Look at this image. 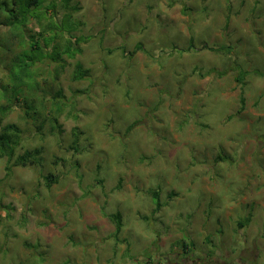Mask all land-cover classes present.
Segmentation results:
<instances>
[{
  "label": "rangeland",
  "instance_id": "374dc122",
  "mask_svg": "<svg viewBox=\"0 0 264 264\" xmlns=\"http://www.w3.org/2000/svg\"><path fill=\"white\" fill-rule=\"evenodd\" d=\"M67 5L85 39L53 85L60 134L26 130L19 108L4 121L41 161L6 177L0 159V264H264V0Z\"/></svg>",
  "mask_w": 264,
  "mask_h": 264
},
{
  "label": "trees",
  "instance_id": "16d2710c",
  "mask_svg": "<svg viewBox=\"0 0 264 264\" xmlns=\"http://www.w3.org/2000/svg\"><path fill=\"white\" fill-rule=\"evenodd\" d=\"M63 5L58 9V0H0V71L4 81L0 82V159H5V176L13 168L39 166L41 152L39 149H26L28 140L24 130L15 123H4L8 114L19 108L26 130L36 128L42 131L47 123L51 133L60 134L59 117L68 107L61 88H54L59 76L65 69L66 60H73L81 53V42L85 38L77 37L78 24L72 17L77 7H69V0H61ZM72 10V11H71ZM139 51L140 47L135 48ZM210 52L226 55L228 46L206 47ZM123 55L125 49L121 48ZM88 69L76 63L71 79L79 81L88 76ZM244 75L238 73L237 83H242ZM41 83L44 87L40 88ZM242 90V88H241ZM239 109H244V96L239 97ZM74 116V115H71ZM130 126L127 130H130ZM73 146L78 144L81 132L73 129ZM72 146V148H73ZM44 186L49 188L56 178L48 173L42 176ZM154 213L162 204L157 193L152 192ZM1 211V210H0ZM114 226L111 238L119 240L122 220L119 213H103ZM248 219L238 222L243 228ZM184 254H190L192 245L185 239L180 241ZM146 261V264H148Z\"/></svg>",
  "mask_w": 264,
  "mask_h": 264
}]
</instances>
